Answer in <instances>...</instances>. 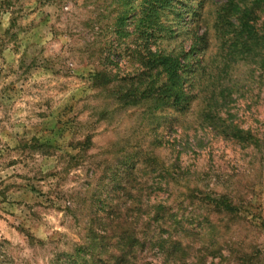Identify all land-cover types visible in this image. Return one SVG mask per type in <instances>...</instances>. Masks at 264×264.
Returning a JSON list of instances; mask_svg holds the SVG:
<instances>
[{
  "label": "rangeland",
  "instance_id": "374dc122",
  "mask_svg": "<svg viewBox=\"0 0 264 264\" xmlns=\"http://www.w3.org/2000/svg\"><path fill=\"white\" fill-rule=\"evenodd\" d=\"M200 1L185 0L184 9ZM122 5L0 0V264H68L85 239L112 232L107 212L118 207L129 215L132 199L124 190L131 186L149 189L143 208L146 198L152 203L185 185L197 188L194 205L175 203L197 236L208 216L199 199L228 194L242 208L241 221L227 229L224 218L214 234L264 251V70L243 64L230 70L236 85L221 115L254 131L258 148H241L202 126L200 102L170 129L177 116L171 109L116 107L92 80L104 66L118 77L133 71L129 35L115 31ZM176 18L161 16L167 30L157 44L166 52L189 51L191 30ZM189 23L198 34L208 31L211 51L217 43L207 22Z\"/></svg>",
  "mask_w": 264,
  "mask_h": 264
},
{
  "label": "trees",
  "instance_id": "16d2710c",
  "mask_svg": "<svg viewBox=\"0 0 264 264\" xmlns=\"http://www.w3.org/2000/svg\"><path fill=\"white\" fill-rule=\"evenodd\" d=\"M122 2L115 31L120 37L129 35L133 71L118 77L104 66L93 76L92 86L104 91L119 108H142L148 114L171 109L177 116L170 118L168 129L173 122L180 126L181 119L194 105L198 106L196 102L203 103L202 126L241 148H258L260 141L254 131L221 115H225L223 107L229 91L236 85L230 70L239 64L264 70V0H205L188 9H184L185 0ZM204 6H207L205 12ZM169 13L177 17V24L189 25V51L166 52L159 48L161 33L167 30L161 16ZM202 21L207 22L206 27L212 30L217 43L211 51L208 31L198 34L189 23ZM128 27L132 28L131 32H127ZM178 165L172 167L178 169ZM130 169L127 179L137 170L134 165ZM125 188L132 199L126 211L129 215L120 214L118 207L111 208L113 214L107 212V221L112 232L98 231L96 237L85 239L68 264H205L206 258L212 259L210 264H216L215 258L217 264L263 261L264 251L257 246L238 241L230 234H214L216 225L224 218H228L227 229H233L232 224L241 221L242 208L228 194L208 192L199 199L208 216L205 233L197 236L175 205L177 200L180 206L185 202L194 205L197 188L185 185L177 196L176 191H169L166 198L155 196L152 203L146 198L144 208L142 194L149 189ZM95 208L106 211L98 204Z\"/></svg>",
  "mask_w": 264,
  "mask_h": 264
}]
</instances>
